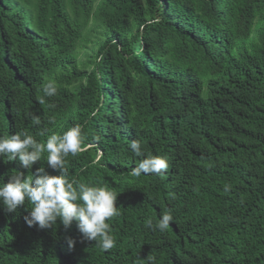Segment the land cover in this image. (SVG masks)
<instances>
[{"label":"trees","instance_id":"obj_1","mask_svg":"<svg viewBox=\"0 0 264 264\" xmlns=\"http://www.w3.org/2000/svg\"><path fill=\"white\" fill-rule=\"evenodd\" d=\"M77 124L65 167L116 191V246L0 204V264H264V0H0V135ZM134 140L168 168L131 175ZM46 161L33 173L59 175ZM13 170L32 174L0 157V178ZM165 211L166 231L145 227Z\"/></svg>","mask_w":264,"mask_h":264},{"label":"clouds","instance_id":"obj_2","mask_svg":"<svg viewBox=\"0 0 264 264\" xmlns=\"http://www.w3.org/2000/svg\"><path fill=\"white\" fill-rule=\"evenodd\" d=\"M45 97L56 94L54 81H49L42 88ZM39 102L44 103L40 97ZM33 124L39 125L41 120L33 115ZM84 136L81 125L77 124L61 133L53 132L46 141L38 142L28 131H20L12 135H0V157H7L9 161L20 162V167L31 171L25 175L23 171L13 170L7 175V182L0 178V204L9 213L16 212L26 202L30 205V212L24 217L28 227L39 226L40 229L52 228L61 222L65 228H70L76 222L79 232L86 241H94L103 251L116 246V239L111 234L109 221L119 215L117 207V193L107 185L97 186L80 182L72 178L65 167V160L70 154L76 156L82 147ZM129 148L140 159L131 170V175L139 177L141 174H160L168 168V160L164 156H145L141 142L131 141ZM47 153V165L59 172L50 175L44 167H39L33 173V166L37 164L44 153ZM98 154L93 163L98 162ZM225 185V191L228 190ZM173 216L170 211L161 214L158 220L146 218L145 227L152 230L166 231ZM69 248L75 247V241L68 240ZM151 264L153 257L147 258Z\"/></svg>","mask_w":264,"mask_h":264},{"label":"rangeland","instance_id":"obj_3","mask_svg":"<svg viewBox=\"0 0 264 264\" xmlns=\"http://www.w3.org/2000/svg\"><path fill=\"white\" fill-rule=\"evenodd\" d=\"M260 28H261V25L259 23H257L255 28H254L253 36L249 40H247L248 42H255L257 40V37H258L259 32H260Z\"/></svg>","mask_w":264,"mask_h":264}]
</instances>
